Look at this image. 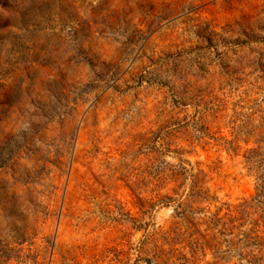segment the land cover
Returning a JSON list of instances; mask_svg holds the SVG:
<instances>
[{"label":"rangeland","instance_id":"rangeland-1","mask_svg":"<svg viewBox=\"0 0 264 264\" xmlns=\"http://www.w3.org/2000/svg\"><path fill=\"white\" fill-rule=\"evenodd\" d=\"M0 264H264V0H0Z\"/></svg>","mask_w":264,"mask_h":264}]
</instances>
